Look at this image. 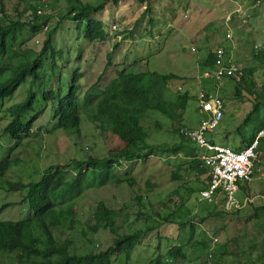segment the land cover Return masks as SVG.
Returning <instances> with one entry per match:
<instances>
[{
	"label": "rangeland",
	"instance_id": "1",
	"mask_svg": "<svg viewBox=\"0 0 264 264\" xmlns=\"http://www.w3.org/2000/svg\"><path fill=\"white\" fill-rule=\"evenodd\" d=\"M37 2L9 0L5 2L4 9L9 16L13 8L22 11L25 5L33 6ZM53 5L44 13L50 15L47 27L59 23L52 39L58 54L54 57V69L50 68L48 55L42 59L43 68L36 88L40 92L64 84L61 86L63 93L54 101L34 103L33 110L23 118L35 115L41 109L43 111L33 129L18 142L4 132L8 119L1 116L4 108L11 104V99L12 103L23 99L25 90H18L12 98H5L4 105L0 102V163L11 159L8 171L0 177V221L26 220L32 213L29 205L27 210L20 202L22 192L4 190L9 187L7 184L38 181L42 171L50 165L70 169L75 167L70 162L72 159L84 160L93 154H115L126 146V142L115 134L106 132L101 136L95 125L87 121L81 123L77 138L73 133L53 128L57 99L66 93L67 83L75 69L83 75L79 82L80 91L90 94L104 90L116 71L122 69L134 74L149 71L159 76H176V79L164 83V90H167L163 99L172 101L173 96L188 93L189 99L181 111L180 125L184 127L197 126L199 122L196 97L201 84L210 92H213L210 86L218 89L219 94L222 89L223 118L205 138L233 150L243 147L242 141L247 140L250 128L256 125L254 122L249 126L243 123L253 110L255 96L245 89L241 90L240 97L235 95L236 79L225 80L218 85L212 80L210 83L204 81L199 67L209 53L222 47L227 54L226 60L245 70V76L249 73L256 90L264 89V0H119L117 4L108 1L101 10L90 15L107 31L106 38L99 42L85 40L76 22L61 21L68 12L65 0ZM46 26L31 36L24 48L39 51ZM25 36H28L26 29L17 35V40ZM110 52V62L107 63ZM83 107L81 101L79 108ZM160 122L167 123V120L157 113L148 112L141 124L148 133V144L165 149L179 139L170 133L174 126L161 128ZM77 141L79 145L75 147ZM259 152L258 175L238 193L239 198L245 193L254 197V202L239 214L224 211L220 203L199 201L197 190L208 182L206 172L198 170L202 165V149L194 147L193 153L197 155L194 160L184 157L183 153L155 150L146 159L131 164L132 170L127 174L131 167L124 161L120 162L117 173L133 179L132 185L104 183L76 198L78 205L74 219H79L80 224L75 225L72 231L62 232L61 238H69L72 249L76 253H84L92 244L83 238V227L87 223L91 225L96 204L102 201L108 210L117 211L119 234L129 233V222L121 226L124 214L128 215L130 222L137 216L131 228H151L134 244L127 257L124 254L115 256L114 264H148L158 255L163 264H203L208 253L213 254L211 262L216 264H264L262 146ZM5 204L7 206L2 208ZM210 212H219V215L211 216ZM56 238L61 239L60 233ZM114 238V234L100 229L92 236L93 244L99 250L111 246ZM214 238L216 243L212 242ZM176 246H181L183 258H165V253ZM15 256L16 252L0 254V264H15Z\"/></svg>",
	"mask_w": 264,
	"mask_h": 264
},
{
	"label": "trees",
	"instance_id": "2",
	"mask_svg": "<svg viewBox=\"0 0 264 264\" xmlns=\"http://www.w3.org/2000/svg\"><path fill=\"white\" fill-rule=\"evenodd\" d=\"M7 1L9 0H0V102L4 105L5 98H12L14 93L21 89L25 90V94L18 102L12 103L11 99V104L4 108L1 117L8 119L4 132L12 139L19 140L33 126L35 116L24 118L23 116L31 112L34 103L39 100L44 103L54 101L58 95L63 93L61 86L64 84L58 85L55 89L41 90V93L37 92L36 88L39 72L43 68L42 59L46 55L51 59L50 68L54 69V57L58 53L53 48L52 39L59 26L57 23L47 27L50 15L37 14L36 11L38 8L46 11L47 7L51 4L55 6L59 0H38L36 5H25L22 11L13 8L9 16L4 9ZM108 1L113 4L119 2V0H65L68 12L61 17V21L76 22L77 27L82 30L83 38L89 42L102 41L106 38L107 31L104 30L100 21L93 20L90 15L101 10ZM45 26L46 32L39 51L24 48L28 39L39 33ZM25 29L28 36L17 40V35ZM110 56L111 52L107 54V63L110 62ZM213 62L214 54L209 53L201 62L199 69L211 70ZM245 75L244 70V76L234 81V93L240 97L241 90L245 89L255 96L253 110L246 115L243 123L249 126L254 122L256 125L250 128L247 140L242 141L243 147L248 146L256 133L264 127V89L256 90L250 74ZM82 77L79 70H73L67 83L66 93L57 99L56 127L73 133L77 138L80 134L81 123L87 121L95 125L101 136L110 132L124 140L126 146L115 154L107 153L103 156L93 154L88 155L84 160L72 159L70 162H73L75 167H70V169L61 168L60 165L50 166L38 181H32L26 185L17 183L10 186L7 184L9 190L20 189L22 191L20 202L27 207V210H29V205L32 211L30 219L0 221V253L16 252L15 264H114L115 256L124 254L127 257L134 244L151 228H131L135 220L137 221V216L135 215L134 220L130 222L128 215L124 214L123 220L120 221L121 226L129 222V233L119 234V226H116L117 211L108 210L102 201L96 204L95 213L90 219L91 225L87 223L83 227V238L92 244L84 253H76L72 249L71 240L67 237L61 238L62 232L72 231L75 225L80 224L79 219L76 221L74 219L75 208L78 205L76 198H79L86 190L97 189L104 183L116 186L121 183L132 185L133 179L121 177L117 173V168L122 161L131 167L127 169L125 173L127 174L132 170L131 164L146 159L155 150L170 154L183 153L184 157L193 160L197 156L193 153L195 143L185 139L180 130L184 128L180 125L181 111L189 99L188 93L177 94L172 97V101L163 99L167 90H164V83L176 79V76L172 74L159 76L149 71L134 74L122 69L116 71L115 77L109 81L104 90L100 93H88V95L80 91L79 82ZM209 88L213 91L212 86ZM221 92L222 89H220V98H222ZM81 96H83L82 99ZM81 101L84 107L80 109ZM177 110L179 111L176 112ZM148 112L157 113L167 120V123H158L161 128L174 126L170 133L175 135L179 141L165 149H161L159 145H149L148 133L141 124ZM78 145L77 141L74 146ZM261 146L264 148L263 137L259 141V148ZM243 147H236L234 150L239 151ZM10 164L11 160H4L0 163V177L7 172ZM198 168L207 175V169L203 163ZM73 173L75 176L70 181ZM206 185L201 184L197 191L205 188ZM135 202L139 204L138 199H135ZM5 206L7 204L2 208ZM210 213L211 216L219 215V212ZM164 219L169 221L168 218ZM99 229L115 235L112 245L105 250H99L93 244L92 236ZM59 233L61 239L58 240L56 235ZM165 256L171 260L177 257L183 258L181 246L169 249ZM148 264H163V261L158 255ZM213 264L216 263L213 262Z\"/></svg>",
	"mask_w": 264,
	"mask_h": 264
},
{
	"label": "built area",
	"instance_id": "3",
	"mask_svg": "<svg viewBox=\"0 0 264 264\" xmlns=\"http://www.w3.org/2000/svg\"><path fill=\"white\" fill-rule=\"evenodd\" d=\"M43 12L41 8L37 10V14ZM213 54V69L203 73L204 80H212L218 85L225 80H238L243 77L241 67L226 60L227 54L222 47H217ZM196 110L200 115L198 127L184 130L183 135L203 150L200 159L207 169L208 183L199 191L198 199L212 204L220 203L228 212L241 210L254 200L247 195L239 198L238 193L244 186L251 183L254 176L258 175L259 141L264 137V130L258 131L248 146L236 151L205 138L207 133L217 128L223 118L224 104L219 97V90L213 88V92H210L200 88L197 94Z\"/></svg>",
	"mask_w": 264,
	"mask_h": 264
},
{
	"label": "clouds",
	"instance_id": "4",
	"mask_svg": "<svg viewBox=\"0 0 264 264\" xmlns=\"http://www.w3.org/2000/svg\"><path fill=\"white\" fill-rule=\"evenodd\" d=\"M45 8V7H44ZM39 9V8H38ZM37 9V10H38ZM43 11H44V9H43ZM45 12V11H44ZM43 12V13H44ZM36 13H37V11H36ZM213 69V68H212ZM212 69L211 70H208V72L209 71H212ZM204 72H206V71H203V73ZM243 76H244V71H243ZM230 80H232V79H230ZM204 81H206V80H204ZM206 82H208V83H210V81H206ZM201 88H204V89H206L202 84H201V86H200ZM82 93V92H81ZM82 94H86V95H88V93H82ZM196 99H197V97H196ZM44 103V102H43ZM33 107H34V105H33ZM32 110H33V108H32ZM31 110V111H32ZM43 111V109H41L40 111H39V113H37V114H35V115H33V116H35V119L33 120V124H35V121L38 119V117H39V115H40V113ZM57 115H58V111H57V108H55L54 109V118L56 119V117H57ZM29 117V116H28ZM199 121H200V119H199ZM198 124H199V122H198ZM198 124H197V126H194V127H184V128H181L180 130H181V132L183 133V131L184 130H192V129H195V128H197L198 127ZM53 128L54 129H57V130H60V129H58L57 127H56V120H55V122H53ZM34 126V125H33ZM33 126H32V128L25 134L26 136H27V134L33 129ZM61 131H63V130H61ZM63 132H65V131H63ZM65 133H67V134H72V133H70V132H65ZM210 133V132H209ZM25 135H23V136H21V138L19 139V140H17V139H13L14 141H20L22 138H25L24 136ZM73 135V134H72ZM75 138H76V136L75 135H73ZM183 137H184V135H183ZM185 138V137H184ZM185 139H189V138H185ZM190 140V139H189ZM195 147H197V145H195ZM6 160H11V159H6ZM51 166V165H50ZM49 166V167H50ZM52 166H56V165H52ZM47 168H45L43 171H42V173H41V176L44 174V172H45V170H46ZM8 171V170H7ZM72 176L74 177L75 176V174L73 173L72 174ZM32 182V181H31ZM28 183H30V182H27V183H21V184H23V185H26V184H28ZM17 184V183H16ZM20 184V183H19ZM6 190H9L8 188H5ZM13 190H18L19 192H22L20 189H13ZM245 195H247L246 193L242 196V197H244ZM251 198H254V197H251ZM253 202H254V200H253ZM252 202V203H253ZM22 203V202H21ZM252 203H248L245 207H243V209H245L246 207H248L249 205H251ZM221 205V204H220ZM222 206V205H221ZM243 209H241V210H237V211H239L238 212V214L243 210ZM224 210V209H223ZM225 211V210H224ZM226 212H228V211H226ZM231 212H236V211H231ZM32 216H30L29 217V219L31 218ZM17 221V220H16ZM22 221V220H21ZM215 240V241H214ZM212 242L213 243H216L217 242V239H213L212 240ZM0 254H2V253H0ZM212 255L213 254H210V253H208L206 256H205V259H204V261H203V264H213V262H211V258H212ZM205 262V263H204Z\"/></svg>",
	"mask_w": 264,
	"mask_h": 264
},
{
	"label": "bare ground",
	"instance_id": "5",
	"mask_svg": "<svg viewBox=\"0 0 264 264\" xmlns=\"http://www.w3.org/2000/svg\"><path fill=\"white\" fill-rule=\"evenodd\" d=\"M231 62V61H230ZM194 127V126H193Z\"/></svg>",
	"mask_w": 264,
	"mask_h": 264
}]
</instances>
